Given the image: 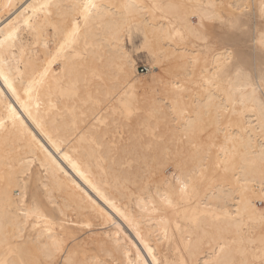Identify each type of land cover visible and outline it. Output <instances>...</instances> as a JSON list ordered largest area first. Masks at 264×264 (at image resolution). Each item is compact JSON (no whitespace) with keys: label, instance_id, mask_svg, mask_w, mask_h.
<instances>
[{"label":"bare ground","instance_id":"1","mask_svg":"<svg viewBox=\"0 0 264 264\" xmlns=\"http://www.w3.org/2000/svg\"><path fill=\"white\" fill-rule=\"evenodd\" d=\"M87 2L0 0V264H264V0Z\"/></svg>","mask_w":264,"mask_h":264},{"label":"rangeland","instance_id":"2","mask_svg":"<svg viewBox=\"0 0 264 264\" xmlns=\"http://www.w3.org/2000/svg\"><path fill=\"white\" fill-rule=\"evenodd\" d=\"M214 31H215V33H218L219 35L222 32L221 27H219V26H214ZM127 37L124 38V45H125L126 50L129 52L132 60L134 61L135 75H136V79H137V82H136L137 85L135 84V86L136 87L138 86L137 88L135 87L133 89V93H134V95L137 93V95H135V97L137 99L144 100V99L149 98L148 96H150L154 92V90L156 92L159 90L157 87L149 85L151 83H149L147 85V83H148L147 81L150 82V79L148 77V68H150L151 63L153 62V58L147 53L146 49L144 50V48L143 49L140 48V46H142V44H143V37H142V35L139 32L135 31V32H133L131 34L130 37H128V38ZM257 59H258V62H259V65H258L259 67L257 66L255 68V73L257 72L256 74L259 75V74H261L264 71V56H262V55L260 56L259 55ZM257 68H258V71H257ZM144 83H146V84H144ZM151 87H154V89L151 88ZM141 90H142V92H140ZM144 95H145V97H144ZM166 171H168V173H169L172 170L170 169V170H166ZM29 187H30V190H31L29 192V194L31 196V199L38 206H43L45 212L48 215H50L51 217H56L57 213H56L55 209L52 208V207H48V206L46 207L45 204L43 203V199L45 198V192L43 190L40 178H39V176L37 174L34 176V178L32 179L31 183H30V179L26 178V180H25V188L28 189ZM44 200H46V198ZM256 204H257L258 207L260 206L259 208L264 207V203L262 201L257 202ZM187 221H188L187 219L178 218L176 223L174 225H172V227H171L170 235L171 236H176L177 235V237L180 238L183 235V231H184L183 227L180 228V226L188 225L189 223ZM79 236L80 237L82 236L81 233H80Z\"/></svg>","mask_w":264,"mask_h":264},{"label":"snow or ice","instance_id":"3","mask_svg":"<svg viewBox=\"0 0 264 264\" xmlns=\"http://www.w3.org/2000/svg\"><path fill=\"white\" fill-rule=\"evenodd\" d=\"M95 7V4L92 2V0H88V2L84 5V12L87 14L92 8ZM262 46H264V41L261 42ZM26 215H32V216H39L40 212L37 207H33L28 212L25 213Z\"/></svg>","mask_w":264,"mask_h":264}]
</instances>
